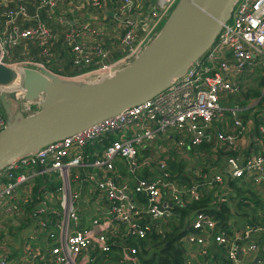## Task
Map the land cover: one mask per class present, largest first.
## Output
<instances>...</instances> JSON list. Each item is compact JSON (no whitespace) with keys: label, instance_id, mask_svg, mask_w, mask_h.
<instances>
[{"label":"built area","instance_id":"built-area-1","mask_svg":"<svg viewBox=\"0 0 264 264\" xmlns=\"http://www.w3.org/2000/svg\"><path fill=\"white\" fill-rule=\"evenodd\" d=\"M66 1L39 0V8L55 14L58 7ZM83 1L94 13L104 11L107 3L113 10L112 5L119 4V8L114 10L111 17L126 31L121 40V46L125 51L114 61H108L109 53L100 46L95 49V53L82 45L73 48L76 64H90L94 58L100 59L97 68L87 73L89 75L84 74L88 77L101 73L106 75L96 82L116 76L138 59L158 38L180 2V0ZM145 7H148L146 11L139 14ZM18 16L33 21L39 20V15L31 18L24 10L14 14L10 22L12 26L10 34L0 40V44L5 46L2 49L5 59L10 53V48L20 43L22 39L43 47L56 38L44 24L21 30L15 23ZM88 34L94 32L88 27L80 29L75 27L67 33V39L75 43L87 38ZM258 62L264 63V0H239L232 12V18L224 24L211 49L167 91L113 120L92 127L77 136L55 142L1 170L0 208L8 207L9 213L17 214L19 209L14 202L17 200L19 186L30 184L40 175L57 173L61 180L56 192V196L60 197L62 209L61 221L56 225L58 244L51 256L42 255L39 258L36 256V264H94L91 253L96 250L102 253L110 252L113 245L109 243V236L116 232L115 230L123 229L126 237L136 240L146 239L155 227L178 216L177 209H186L190 204L188 199L199 200L207 187L221 183L222 177L228 172L235 180L260 184L264 180L262 155L264 152L245 161L239 158L228 159L220 175L215 178V184L196 185L191 189L164 179L168 177L167 166L162 162L160 167L164 170L165 176L156 181L140 180L133 188L128 184H118L113 179L98 182L100 191L96 192L95 196L102 197L105 192L110 204L107 218L96 219L91 227L83 228L76 208L79 193L72 192L71 179L73 171L85 168L99 173H115L116 160L126 162L132 171L138 170L144 165L140 160V150L144 143L155 140L158 136H167L170 130L176 131L180 147H185L188 143L191 147L199 148L213 138L234 144L237 137L223 128L219 130L215 123L226 116L228 119L232 118V124L243 132L245 130L243 116L251 119L250 116L255 114L254 108L260 106L261 110L255 116L264 117V87L261 89V97L258 98L259 104L255 101L250 105L247 103V106L242 108L235 106L228 98L231 94L240 92L242 84L247 82L249 87H252V84L256 86L264 80V67L257 65ZM27 65L38 70L46 69L39 64ZM250 75L252 78L248 80ZM2 90L17 93V103H13L15 112H22L26 117H30L39 110L38 103L24 101L25 91L21 82L6 89L0 87V93ZM226 101L227 104L224 103ZM8 120L0 106V133L7 127ZM251 123L250 121L248 126H251ZM130 128L132 135H125ZM260 131L264 135V127H260ZM95 144L105 145L104 151L101 156L90 157L88 147ZM151 162L149 160L147 164L150 165ZM22 170L27 172L16 173ZM165 193L168 201H164ZM138 195H142L147 204L137 202ZM24 201H28V198L21 202ZM220 202L227 203L225 200ZM97 211L100 212L101 209L97 208ZM144 217L147 219L146 224L137 222V219L140 221ZM48 227L49 224H43L44 230ZM215 229V221L207 213L200 212L193 223V233L184 240L190 246L202 247L207 239L212 238ZM263 231L247 229L243 232L241 241H249ZM157 232L162 234L163 230L159 228ZM55 235L52 230L48 238L51 240ZM236 240L235 238L230 240L224 232L214 237L216 244L226 248L231 264H243L240 260L242 253L252 257L260 250L258 236L243 251L239 246L240 242L237 243ZM124 246L125 256L119 264H143L134 257L136 255L134 248ZM0 264H13L11 256L4 255ZM261 264H264V261Z\"/></svg>","mask_w":264,"mask_h":264},{"label":"crops","instance_id":"crops-1","mask_svg":"<svg viewBox=\"0 0 264 264\" xmlns=\"http://www.w3.org/2000/svg\"><path fill=\"white\" fill-rule=\"evenodd\" d=\"M8 1L0 0V5H3ZM64 5L65 3H63V5L61 4L58 9H62ZM68 10L69 9H66V11ZM112 10H109V8L105 9L104 15H98L99 13L79 12L81 15L70 17L68 19H66L65 16H60L61 18H59V21L67 26L68 31H70L71 28H75L77 24L83 23L82 28L88 27L94 32V34H96V31L91 27L100 29L103 28L104 25L118 24L111 17L114 12V10ZM18 27L23 29L21 26ZM94 34L89 35L92 37ZM10 55L11 53H8L7 58H10ZM7 58L5 59L3 57V62L13 65L10 61H7ZM28 63L29 62H21L15 63V65L28 66ZM263 64L259 62L257 63V65H262L264 67ZM261 118L263 121L264 117ZM232 122V118L228 119L225 116L223 120L220 119L215 123V127L219 130H222L223 128L228 131H235V128L232 127ZM174 131L175 130H170L168 132L169 135L164 137L158 136L155 140L144 143L143 147L147 144L149 146L145 149V154H143V156L142 149L140 150V160L144 165L138 170L132 171L126 162L116 160L115 173H99L95 170L84 172L80 171V169L75 171L77 173L74 171L72 172V192L76 194L79 193L76 208L83 228L91 227L96 219L104 220L107 218V210L110 204L105 192H103L104 196L102 197L97 198L95 196V193L100 191L97 186L98 182L113 179L118 184H128L133 188L135 185L129 183H135V181L139 182L140 180L152 182L165 176V174L160 172L158 168V171L153 170L150 172L146 167L149 160L152 162L148 167H153L156 162L158 166H160V163L164 162L161 158H166L168 155H172L176 159L179 158V160L183 162L186 161L187 167H185L182 171L183 174H181L185 178L178 177V179L174 180L177 185H180L183 188L191 189L195 183L196 185L215 184V178L220 175L222 168L227 164L229 158L221 153L222 150H218L215 147H225V143L227 142L213 138L211 141L204 144L203 149L202 147H191L188 143L185 147H180L179 145L177 146V139L173 133ZM254 134V130L252 129V141L247 138L248 145L251 147V152L253 154L252 156L241 155L240 159L243 161L264 152V138L259 136L255 137ZM125 135H132V129H128L125 132ZM161 139L165 141V143H163ZM100 145L102 144L89 146L88 149L90 150L88 155L90 157L101 156L105 145ZM208 146H212V148ZM146 169H148V172L150 173L148 176H146ZM23 172H27V170L16 171L18 174ZM83 176L89 177L83 179ZM41 178L48 186L43 192L44 202L30 208L28 207V203L34 197V182ZM44 183L41 182L40 185H44ZM60 184L61 180L57 173L52 175H40L30 184L27 185L26 183L18 187L17 200H14L15 204L19 207L17 214L9 213L8 207L0 208V260L4 255H10L13 264H36V256L39 258L42 255H46L47 257L52 255L53 250L58 244L56 225L59 224L62 217L60 197L56 196ZM204 192H211L212 194L210 196L213 197L212 201H216L219 206H222L219 201L225 200L227 204H230L229 206H231L232 211L241 216V220L235 218L236 221L234 223H232V221L230 222L228 230L231 231L234 238L237 239V243L240 242L239 246L242 251L245 250L250 243H253L257 236L259 238L264 234L263 231L259 235L253 236L249 241H241L243 232L247 229L264 230V180L260 184L247 182L245 180L238 181L232 177L230 172H228L222 177L221 183H218L214 188H206ZM166 195L167 193H165L164 201L169 200ZM201 196H203V194H201ZM25 198H28V201L21 202ZM188 200L189 202L192 201L191 198ZM97 208H100L101 211H97ZM37 214L38 216H35ZM199 214L200 212H194L193 214L186 215L188 217L182 228V232L184 233L183 241H185L184 239L187 236L193 233V223L196 221ZM248 223H252V226ZM43 224H49L48 229L44 230ZM52 230L54 235L55 233L56 235L50 240L48 234ZM261 240H263V238L260 239L259 252L253 254L252 257H249L246 253H242L240 260L243 264H261L262 261H264V242L261 243ZM122 252L125 256V246L123 247ZM185 252L186 264H231L227 257L226 248L216 244L214 238L207 239L206 244L202 245V247L190 246L187 244ZM96 253L104 254L97 250L93 251L91 253V258L94 264H114L113 261L109 259L110 256L98 257L97 260ZM111 257L113 258L114 255H111Z\"/></svg>","mask_w":264,"mask_h":264},{"label":"water","instance_id":"water-1","mask_svg":"<svg viewBox=\"0 0 264 264\" xmlns=\"http://www.w3.org/2000/svg\"><path fill=\"white\" fill-rule=\"evenodd\" d=\"M239 0H180L158 38L130 66L99 82L79 84L46 69L2 61L0 87L22 83L24 101L39 110L15 112V91L2 90L0 106L8 125L0 133V171L55 142L113 120L151 101L184 77L213 46Z\"/></svg>","mask_w":264,"mask_h":264},{"label":"trees","instance_id":"trees-1","mask_svg":"<svg viewBox=\"0 0 264 264\" xmlns=\"http://www.w3.org/2000/svg\"><path fill=\"white\" fill-rule=\"evenodd\" d=\"M105 1L107 2V0ZM64 3L65 5L63 8L58 9L55 14L49 13L47 10L40 9L39 0H9L7 3L0 5V40H3L10 34L12 28L10 22L14 18V14L22 10L27 12L31 18L39 15V20H25L21 16L16 17L15 23L17 26L23 27L21 30L34 28L39 24H44L56 37L43 47L38 43L27 39H22L20 43L10 48L11 55L10 58H7L8 62L10 61L12 64L21 62L40 64L44 66L46 70L60 77L76 78L91 72L100 65V59L98 58H94L90 64H76V55L73 52V48L76 45L85 46L88 51L93 53H95V49L100 46L109 53L110 58L108 61H114L123 55L125 49L121 46V40L126 31L118 24L104 25L103 28L100 29L91 27L96 31V34L92 35V37H90L88 34L89 36L87 38H84L79 42H70V40L67 39V33L69 32L67 26L63 25V23L59 21V18L67 14L66 9H69L68 11H73V17L81 14L79 12H94L83 0H67ZM119 6V4L112 5L114 10L119 8ZM108 8L109 10H112L111 6L107 3L105 9ZM147 8L148 7H145V9ZM98 15H104V11H101ZM82 24L83 23L77 24V29L82 28ZM249 77L250 78L248 80L252 78L251 75ZM241 86L242 90L240 92L231 94L228 98H230V101H234L233 103L235 106L245 108V105L248 102H251L252 99L261 97L262 93L260 90L264 87V80L256 85L258 86V90H255V92H252L251 90V88L256 87L255 84H252V87H249V84L246 82ZM224 103L227 104L228 101ZM260 110V106L254 108L253 111L255 114L250 116L251 119H246V116H243V122L245 126V130L243 132L232 124V127L235 128V131L229 132L237 137V142L234 144H230L229 142L225 143V147L219 146V149L222 150L221 153H223L224 156H228V159H240L241 155L252 156L253 153L251 152V147L248 145V139L252 141V129L254 130L255 137L259 136L264 138V135L261 134L259 128L264 127V120L262 121L261 117L255 116L260 112ZM250 121L252 122L251 126H248ZM173 133L175 136H177L176 131ZM163 143H165V141H163ZM176 143L178 146V141H176ZM147 146L149 145L147 144L142 147V156L145 154V149ZM210 148H212V146ZM161 159L166 163L167 166L168 177H165L164 179H168L170 182H175L174 180L178 179V177L185 178L181 174H183L182 171L185 169V167H187L186 161L183 162L179 160V158L176 159L172 155H168L166 158L162 157ZM146 167L150 172L153 170L158 171L159 169L160 172L165 174L164 170L158 166L157 162L153 167ZM148 169H146V176H148V174L150 175ZM88 170V168H85L81 169L80 171L87 172ZM89 176H83V179H86ZM42 178L37 179L34 182V197L28 203V207L30 208L44 202L43 192L46 188H48V186L43 182ZM41 182L44 183V185H40ZM137 183L138 182L135 181V183L129 184L136 185ZM195 186L196 183L193 185V187ZM211 194V192H204L203 196H201L199 200L191 201L186 209H177V217L175 216L170 218L163 225H158L155 227L144 240H136L132 237H126V232L123 229L115 230L116 232L110 234L109 236V243L113 245L111 251L104 254L96 253L97 260L98 257L110 256L109 259L112 260L114 264H119V261L124 258V254L122 252L123 246L127 245L128 247L134 248L136 250V255L134 257L140 262H143V264H186L187 261L185 258V250L187 244L185 241H183L184 233L182 232V228L184 227L188 217L186 215L193 214L194 212L207 213L213 219V221H215L216 229L214 232H212V238H214L215 235L224 232L226 236L232 240L234 235H232L231 231L228 230L231 222L230 219L237 218L241 220L242 218L239 214H236L232 211L231 206H229L230 204L223 203V205L220 203L222 206H219L216 201H212L213 197L210 196ZM136 201L141 202L142 204H147V200L142 197V195H138ZM35 216H38V214ZM137 222L140 224H146L147 219L145 217L140 221L137 219ZM248 224L252 226V223ZM157 228H161L163 233H158ZM261 238H263V240H261L262 243L264 242V234L258 238V242H260ZM111 255H114V257L112 258Z\"/></svg>","mask_w":264,"mask_h":264},{"label":"rangeland","instance_id":"rangeland-1","mask_svg":"<svg viewBox=\"0 0 264 264\" xmlns=\"http://www.w3.org/2000/svg\"><path fill=\"white\" fill-rule=\"evenodd\" d=\"M146 11V9H144L143 11H141L139 14H143L144 12ZM79 15H81V14H79ZM78 15V16H79ZM74 16V14H73V11H67V14L65 15V18L66 19H68V17H73ZM77 17V16H76ZM4 47L5 46H3V44H0V49H4ZM25 67H27V66H25ZM91 74V73H90ZM87 75H89V74H87ZM87 75H84V76H79V77H77V78H75V80H78V79H83V80H87ZM251 80V79H250ZM251 90H252V92H255V90H258V86H256V87H253V88H251ZM263 90V89H262ZM261 91V90H260ZM257 102L258 104H259V100H258V98H254V99H252V101L251 102H248L249 104L248 105H250V104H252V102ZM234 101L233 100H231V103H233ZM247 106V104L245 105V107ZM250 112H252V110L250 111ZM3 114V113H2ZM169 135V134H168ZM202 147V146H201ZM211 147V146H210ZM216 149H219V147H215ZM245 151V150H244ZM262 155H264V153L262 154ZM213 188L214 187H216V186H212ZM207 188H209V187H207ZM219 203H221L220 201H219ZM177 217V216H176ZM230 221H232V223H234L235 221H236V219L235 218H232V219H230Z\"/></svg>","mask_w":264,"mask_h":264},{"label":"bare ground","instance_id":"bare-ground-1","mask_svg":"<svg viewBox=\"0 0 264 264\" xmlns=\"http://www.w3.org/2000/svg\"><path fill=\"white\" fill-rule=\"evenodd\" d=\"M104 76H106V75L104 73H101L100 75L96 74V75H93V76H89V77H87V80L78 79V80H75V81L77 83L83 85V84H88V83H94V82L100 80Z\"/></svg>","mask_w":264,"mask_h":264}]
</instances>
